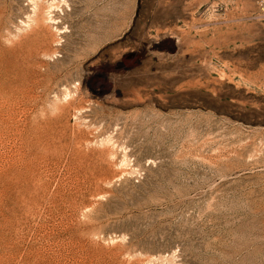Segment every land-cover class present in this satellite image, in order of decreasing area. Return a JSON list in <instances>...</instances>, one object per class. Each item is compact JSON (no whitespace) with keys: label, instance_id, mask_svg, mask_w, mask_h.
I'll list each match as a JSON object with an SVG mask.
<instances>
[{"label":"rangeland","instance_id":"obj_1","mask_svg":"<svg viewBox=\"0 0 264 264\" xmlns=\"http://www.w3.org/2000/svg\"><path fill=\"white\" fill-rule=\"evenodd\" d=\"M264 0H0V264H264Z\"/></svg>","mask_w":264,"mask_h":264},{"label":"built area","instance_id":"obj_2","mask_svg":"<svg viewBox=\"0 0 264 264\" xmlns=\"http://www.w3.org/2000/svg\"><path fill=\"white\" fill-rule=\"evenodd\" d=\"M261 11H262V13H264V4H262V6H261Z\"/></svg>","mask_w":264,"mask_h":264}]
</instances>
